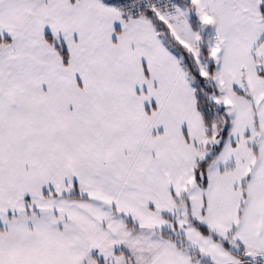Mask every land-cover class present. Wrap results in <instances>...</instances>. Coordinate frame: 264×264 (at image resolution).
<instances>
[{"label":"snow or ice","instance_id":"obj_1","mask_svg":"<svg viewBox=\"0 0 264 264\" xmlns=\"http://www.w3.org/2000/svg\"><path fill=\"white\" fill-rule=\"evenodd\" d=\"M0 264H264V0H0Z\"/></svg>","mask_w":264,"mask_h":264}]
</instances>
